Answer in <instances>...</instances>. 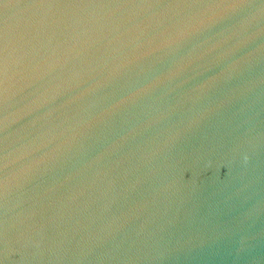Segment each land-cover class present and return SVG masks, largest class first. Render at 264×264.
<instances>
[{
  "label": "water",
  "instance_id": "water-1",
  "mask_svg": "<svg viewBox=\"0 0 264 264\" xmlns=\"http://www.w3.org/2000/svg\"><path fill=\"white\" fill-rule=\"evenodd\" d=\"M0 264H264V0H0Z\"/></svg>",
  "mask_w": 264,
  "mask_h": 264
},
{
  "label": "clouds",
  "instance_id": "clouds-1",
  "mask_svg": "<svg viewBox=\"0 0 264 264\" xmlns=\"http://www.w3.org/2000/svg\"><path fill=\"white\" fill-rule=\"evenodd\" d=\"M247 159V158H246Z\"/></svg>",
  "mask_w": 264,
  "mask_h": 264
}]
</instances>
